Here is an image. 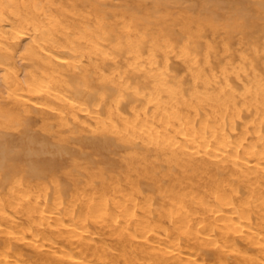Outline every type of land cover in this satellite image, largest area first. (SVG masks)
Masks as SVG:
<instances>
[{"label":"bare ground","instance_id":"6f19581e","mask_svg":"<svg viewBox=\"0 0 264 264\" xmlns=\"http://www.w3.org/2000/svg\"><path fill=\"white\" fill-rule=\"evenodd\" d=\"M88 1L0 0V264H264V21Z\"/></svg>","mask_w":264,"mask_h":264},{"label":"rangeland","instance_id":"374dc122","mask_svg":"<svg viewBox=\"0 0 264 264\" xmlns=\"http://www.w3.org/2000/svg\"><path fill=\"white\" fill-rule=\"evenodd\" d=\"M64 1L66 2L65 7H64L65 10L60 14V16H61L60 18H61V20L63 22L67 21L68 18L71 19V17L74 15V11H75V13H76L77 10H78V12H81V10L84 11L85 9H86L85 12L87 11V9L89 10L88 13L92 11L91 10V5H90V1H88V0H72L73 2H71L69 0H64ZM98 1L106 2L107 5L109 7H112L113 9L116 8L117 5H119V3L124 4L128 8L133 9V11L139 12V14L141 16H143V17H146V16L151 17L152 20L160 22L161 26H163V25L167 26V28L170 29V31H171L170 34H171V37H173V38L175 37V35H177L178 37L182 38V36L185 35V34H190V35L192 34L193 38L190 37L191 41L199 39L200 35H203V36L204 35L205 36L210 35L211 37L208 36L209 38H212L214 35L215 36H220L221 33L224 35L225 31H227V30H225L226 24H228V23L231 24L232 23V25L235 26V25H237L235 23L236 20L238 22H241L244 18H246V19L250 18L249 20H251V21H253V22H255V23L259 24V25H262V23L264 21V14L260 13V12H258L256 10V7L262 5L264 0H257V3H255V5L253 4L254 6L250 5V6L246 7L247 9L244 8V7H241V6H239V7H231V6L225 5L226 6L225 7L221 3L216 2L214 0H210L208 2H204L205 0H203V1L202 0H198V1L197 0H195V1L191 0V3H190V0H189V2H188V0H175V1L174 0H156V1L155 0H130V1H128V0H116V1L115 0H98ZM147 1H149V3ZM211 1H212V3H211ZM170 2H172V3H170ZM193 3H194V5H193ZM196 3H198V4H196ZM67 4H68V8H66ZM189 4H191V5H189ZM197 5H198V7H197ZM207 5L210 6V7H207ZM88 6H89V8H87ZM193 6L196 7V8L194 9ZM190 7H192V8H190ZM79 8H81V9H79ZM206 8H207V10H206ZM210 9H211V11H210ZM67 10H69V11H67ZM157 10H159V11L157 12ZM175 10L176 11L178 10V11L176 12ZM70 12L73 13V14H71ZM212 12H214V13H212ZM245 12H247V13H245ZM249 12H251V13H249ZM184 13H186V14H184ZM85 14H87V12ZM252 14L255 17H253ZM218 15H219V17H218ZM79 18H81V17H79ZM217 18H222V19H218L217 20ZM171 19H172V21H171ZM211 20H213V21H211ZM222 21H225V22H222ZM212 22H213L214 25L212 24ZM201 23H203V24H201ZM177 24L180 27H178ZM202 26H205V27H204V29H202V31H200ZM221 26H222V28H221ZM196 27L198 28V30H197ZM191 28H192V32L190 33ZM205 28H207V30ZM194 29H195L196 32L194 31V33H193ZM221 30L224 31V32H222ZM228 30L231 32V34L233 36H235L234 37L235 46H238L236 44H238V39L243 34V32L249 33V31H250V30H248L246 28L244 29V27H242V26L241 27L240 26H235L234 28L233 27L232 28L229 27ZM158 38H161L160 34H158ZM236 39H237V41H236ZM27 41H28V39H24V42H27ZM233 43H234V41H233ZM15 127H16V129H11L8 132H10L11 134L17 136L19 134L18 131H23V128L21 126H18V125H15ZM37 131L39 133L41 132L39 127H37ZM48 157H50V154H48ZM59 177H60L61 183L64 186H65V184H66V186H68L70 184L71 181H70L69 177L67 175H65L64 173L60 172L59 173ZM19 228H17V227L15 228L16 229L15 232L17 231L18 233L16 232L14 237L21 236V233H20L21 227H19ZM29 236H31V235L27 233L28 239H30Z\"/></svg>","mask_w":264,"mask_h":264}]
</instances>
